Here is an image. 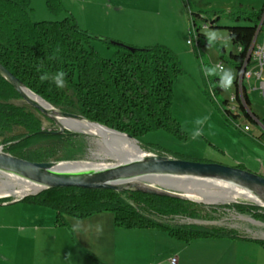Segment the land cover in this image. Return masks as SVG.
I'll return each instance as SVG.
<instances>
[{
  "label": "trees",
  "instance_id": "16d2710c",
  "mask_svg": "<svg viewBox=\"0 0 264 264\" xmlns=\"http://www.w3.org/2000/svg\"><path fill=\"white\" fill-rule=\"evenodd\" d=\"M30 3L31 0H0V63L28 90L56 109L81 115L131 136L147 150L151 149L142 144V137L151 130L163 129L181 139L186 137L172 114L173 87L182 69L171 49L164 45L139 48L96 37L82 30L72 16L33 22L29 15ZM46 3L53 12L62 10L61 0H46ZM195 15L209 27L217 26L219 17ZM234 18L240 20V16ZM245 19L252 24L226 27L230 41L236 46V52H230L229 58L237 71L246 62L257 30L264 31V10ZM192 27L197 30L198 46H208L209 40L199 31L194 17ZM94 39L113 51L112 58H103L95 51L91 44ZM57 48L60 49L57 58L50 59ZM38 66H42L41 72L37 71ZM205 66L203 62L202 67ZM61 69L67 73V92L51 81H40L43 71L54 74ZM210 86L215 94L224 91L219 87L218 76L210 78ZM207 91L209 93V89ZM20 101L22 97L0 74V143L4 152L32 162L61 161L66 152L81 145L82 135L69 130L61 134L47 130L42 120L45 116L27 103L19 104ZM47 120L54 124L51 119ZM260 120L264 123V119ZM17 130L23 132L15 133ZM155 152L200 161L172 156L163 150ZM9 201L12 199L0 198V202ZM22 201L54 209L60 225L66 224L67 216L85 218L110 211L114 213L118 227L160 228L183 241L223 236L245 238L225 228L171 224L161 220L177 216L204 218L198 203L181 197L66 187L45 189ZM222 208L250 214L264 222L261 213L264 207L234 203ZM256 242L264 247V240Z\"/></svg>",
  "mask_w": 264,
  "mask_h": 264
},
{
  "label": "rangeland",
  "instance_id": "374dc122",
  "mask_svg": "<svg viewBox=\"0 0 264 264\" xmlns=\"http://www.w3.org/2000/svg\"><path fill=\"white\" fill-rule=\"evenodd\" d=\"M61 5L62 10L56 13L50 10L46 0H31L30 18L33 22H38L61 20L66 16H72L78 26L82 30L87 31L77 20V17L82 22H85L86 19L81 5L72 4V0H61ZM71 10H73L74 16ZM262 10H264V0H147L146 5H143L141 9L135 8L130 10V13H127L129 16L127 22L141 29L140 32L133 35L134 39L141 40L143 38L150 46L164 45L168 47L177 55L182 69L173 87L172 114L181 124L186 137L181 139L163 129L151 130L142 137V144L151 149H144L140 145L144 152L158 154L155 151L163 150L172 156L230 166L231 161L228 158L230 154L243 157L245 154L249 155L250 153L254 155L258 154L257 151H264L261 144L253 142L249 138L248 133L243 132L241 128L236 127L228 119L221 105L218 103L222 102L223 104L227 92L217 93V100L214 99L207 89L210 88V78H214L215 76H206L202 71L203 62L208 67L217 66L218 63L222 62L225 68L233 70L236 79L237 71L229 58L230 52H236V46L230 41L226 27L249 26L252 24V21L245 19V17H254ZM195 14H200L207 18L219 17L216 27H208L200 31L206 35L208 40L215 34L216 39L211 46L200 47L196 42L193 45L188 44L190 39L194 40L191 34L192 18L196 19L199 26L203 24V20L197 18ZM237 16H240V20L234 18ZM90 34L106 38L98 34ZM91 44L101 57L112 58L113 51L105 43L94 39ZM131 46L139 47L136 45ZM222 49H224V52H222ZM222 55L224 58H221ZM234 83L235 80L229 91L233 90ZM252 85L254 88V81ZM63 89L67 92L66 86ZM253 92L255 94L251 97L253 111L260 119H264V96L260 94L259 90H254ZM68 93L70 94V92ZM23 102L26 103L22 99L19 104ZM203 117H207L208 119L202 126H199L202 129L201 135L193 138L192 133L198 127L195 121ZM47 119L49 118H42L44 128L59 131V125L55 122L51 124ZM241 120H244L242 122L243 125H249L251 131L254 133L261 130L257 122L250 121L249 119L246 120L245 118ZM21 132L23 131L17 130L15 133ZM78 134L84 137L81 139V145L83 146H77L71 151L66 152L63 160L59 162L85 161L105 165H114L119 162L118 157L114 154L115 146L113 144H106L95 135L88 133ZM1 149H3V146ZM222 151L227 152L228 156L225 157ZM228 152L230 153L228 154ZM176 181L185 186L198 188L202 192V196L206 198L215 197L214 194H211L210 190L215 192L224 191L210 182L183 179H176ZM23 184L24 181L19 178L0 173V196L12 200L20 199L22 195L14 192H9V196H5L2 193L8 190L11 191V189L18 190L21 185L24 186ZM207 189H209L208 193L206 192ZM194 202L201 206L204 218L190 219L177 216L176 218L161 220H165L171 224L215 226L236 231L241 236L260 237L264 235V222L254 219L250 214H241L235 210L222 208L224 205L234 203L257 205L252 200L238 197L228 203ZM261 213L264 214V210H261Z\"/></svg>",
  "mask_w": 264,
  "mask_h": 264
},
{
  "label": "crops",
  "instance_id": "0c3cea01",
  "mask_svg": "<svg viewBox=\"0 0 264 264\" xmlns=\"http://www.w3.org/2000/svg\"><path fill=\"white\" fill-rule=\"evenodd\" d=\"M146 3L72 0L84 10L85 22L76 17L87 31L144 48L150 44L134 39L141 29L127 22V13ZM245 133L264 149L262 129ZM257 152L239 157L222 151L230 166L264 176V151ZM256 240H264V235L183 241L160 228L118 227L110 211L85 218L67 216L66 224L60 225L50 207L22 200L0 202V264H171L173 258L176 264H264V247Z\"/></svg>",
  "mask_w": 264,
  "mask_h": 264
},
{
  "label": "water",
  "instance_id": "95a60500",
  "mask_svg": "<svg viewBox=\"0 0 264 264\" xmlns=\"http://www.w3.org/2000/svg\"><path fill=\"white\" fill-rule=\"evenodd\" d=\"M250 57L251 49L247 54V62ZM0 74L15 88L28 105L59 125L58 134L63 133L65 130L75 133L86 131L101 136L120 134L136 141L140 147L137 140L125 133L92 122L81 115L54 108L41 97L28 90L1 63ZM103 142L115 146L114 154L119 159L117 164L105 165L85 161L32 162L4 152L1 149L3 145H1L0 173L42 187L36 193L22 195L20 200L49 188L76 187L114 190L117 192L137 191L152 195L203 201L202 192L198 188L185 186L176 181V179H183L210 182L232 188L241 196L258 200L259 203L256 202V204L264 207V176L249 169L215 162L184 160L168 155L146 153L141 147L139 154L128 155L121 150L117 143Z\"/></svg>",
  "mask_w": 264,
  "mask_h": 264
},
{
  "label": "built area",
  "instance_id": "2783aa9c",
  "mask_svg": "<svg viewBox=\"0 0 264 264\" xmlns=\"http://www.w3.org/2000/svg\"><path fill=\"white\" fill-rule=\"evenodd\" d=\"M199 27V31H201L207 29L209 25L207 23H203ZM191 34L194 37V40L190 39L188 44L193 45L194 42L198 44L197 30L194 27H192ZM250 49V60L248 62L246 61L238 71L236 70L237 74L233 90L223 91V93L227 92V96L223 104L222 102L217 101L221 105L228 119L244 132H250V127L247 124L243 125L242 122L244 120H241L242 118H245L246 120L249 118L256 120L260 128L264 131V123L253 113L254 111L251 106V97L254 90H259L260 94L264 96V31H261L260 28L257 30ZM217 65L224 67L222 62ZM253 81L255 83L254 88L252 85ZM209 92L214 99H216V94L211 86L209 88ZM20 199H14L12 201H18ZM170 263L176 264V258L171 259Z\"/></svg>",
  "mask_w": 264,
  "mask_h": 264
},
{
  "label": "bare ground",
  "instance_id": "6f19581e",
  "mask_svg": "<svg viewBox=\"0 0 264 264\" xmlns=\"http://www.w3.org/2000/svg\"><path fill=\"white\" fill-rule=\"evenodd\" d=\"M85 121H87V120H85ZM94 124H96V123H94ZM78 133H88V132L80 131ZM88 134L95 135V136L99 137L102 142L105 141V142L117 143L121 147V150L126 152L128 155H137L140 153V147H139L138 143L134 140L127 138L124 135L118 134V135H113V136H101V135L92 134V133H88ZM12 177H14V176H12ZM23 181H24V184H23L24 186L21 185V187H19L18 190H12L11 189V191L8 190L6 192H3L2 194L8 195L9 192L10 193L14 192V193L19 194V195H24V194L36 193L42 189V187H40L34 183L27 182L25 180H23ZM212 184H214V183H212ZM214 185L222 188L224 191L223 192H215V191L210 190V192H212L211 194H214L215 197L214 198L203 197L204 200L202 202H206V203H219V202L228 203V202L234 201L238 197H243V198H246V199H249V200H252L254 202L259 203L258 200H256V199H252V198H248V197H244V196L239 195L232 188L225 187V186L218 185V184H214ZM208 191H209V189L206 190L207 193H208Z\"/></svg>",
  "mask_w": 264,
  "mask_h": 264
},
{
  "label": "clouds",
  "instance_id": "9594fccd",
  "mask_svg": "<svg viewBox=\"0 0 264 264\" xmlns=\"http://www.w3.org/2000/svg\"><path fill=\"white\" fill-rule=\"evenodd\" d=\"M215 39H216L215 34H213L209 38V46H211L214 43ZM59 51L60 49L57 48L55 52L53 53V56L50 57V59H56L57 53ZM41 68L42 66H38L37 71L41 72ZM202 71L204 72L206 76H219V87L225 91L229 90L232 87L233 82L235 80V73L233 72V70L224 68L223 66H220V65L212 66V67L205 66L202 69ZM66 76H67V73L63 69H61L55 72L54 74H50L47 71H43L39 79L41 82L51 81L56 85L58 89H63L66 86ZM207 119H208L207 117H203V118H198L195 121V124L198 127L192 133L193 138H196L199 135H201L202 129L199 126H202Z\"/></svg>",
  "mask_w": 264,
  "mask_h": 264
}]
</instances>
